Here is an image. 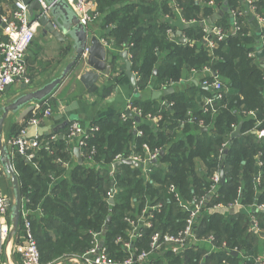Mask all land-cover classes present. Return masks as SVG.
<instances>
[{"label":"trees","instance_id":"16d2710c","mask_svg":"<svg viewBox=\"0 0 264 264\" xmlns=\"http://www.w3.org/2000/svg\"><path fill=\"white\" fill-rule=\"evenodd\" d=\"M175 1L181 8V18L196 22L184 30L187 40L196 42L194 45L171 40L169 30L176 29L164 19L171 12L168 0H99L97 20H102L105 40L117 51L115 56L129 46L140 92L131 108L139 110L142 117L133 114L124 118L121 112L92 123L90 127L98 131L90 132L91 137L81 148L80 165L65 139L69 124L56 141L43 140L48 149L34 151L32 161L21 156L12 158L22 199L28 201L26 207L31 211L43 264L58 261L70 264L66 257L88 251L95 233H104L102 240L111 256L123 260L127 253L116 240L119 236L127 240L130 226L125 219L136 218L147 206L162 205L152 211L154 226L142 230L135 247L149 251L154 233L173 234L181 230L186 226L188 214L177 203L171 187L185 203L206 195L212 186L210 177L218 168L219 150L229 140L228 154L221 163L225 182L212 194L208 204L211 210L203 211L196 225L199 236L216 238L218 251L206 255L201 247L180 257L162 250L151 256L148 264H254L255 258L263 254L264 240L259 244L262 237L250 232L247 213H230L226 208L236 202L264 203V138L258 140L250 132L256 121H263L264 128V71L258 59L249 56L257 48L256 38L249 35V21L240 17L239 21H245L242 32L221 41L212 57L203 40L205 21L214 20L218 14L215 26L231 29L226 9L239 8V0ZM209 1H214L216 7L207 6L205 2ZM4 2L10 3L0 0V6ZM259 11L264 13V1L259 3ZM70 52L71 45L62 48L58 62ZM36 61L33 58L30 63ZM43 61L48 66L53 64L52 60ZM206 66L227 82L222 91L223 101L215 104L219 109L217 115L212 110L204 112L197 102V96L212 95L209 89L202 90L201 85L195 84L198 80L187 86L183 83L192 70L201 71ZM171 82L175 83L171 87L173 92L163 100L144 98L143 93L150 89L161 92L169 89ZM250 112L255 117H249ZM149 115L162 117L158 126L147 119ZM30 116L31 113L27 119ZM8 118L3 128L7 146L22 128L19 124H8ZM240 124L241 136L231 140V126ZM137 130L143 134L139 135ZM144 146L151 151H164L153 166L149 181L143 178L139 166L120 164L113 169L118 155L144 157ZM258 159L262 163L261 185L257 183ZM113 182L116 194L111 205L107 196ZM215 205L222 208L214 209ZM109 217L111 220L107 222ZM261 219L263 230L264 215ZM223 243L236 248L237 254L221 249Z\"/></svg>","mask_w":264,"mask_h":264},{"label":"built area","instance_id":"2783aa9c","mask_svg":"<svg viewBox=\"0 0 264 264\" xmlns=\"http://www.w3.org/2000/svg\"><path fill=\"white\" fill-rule=\"evenodd\" d=\"M12 4V9L8 6H5L8 14L1 16L2 21L0 22V31L3 33V37L6 39L5 41L0 42V96L3 95L6 90L15 85L17 83H23L28 85L30 83L27 77L28 63H27V55L28 51L32 46V42L34 41L36 35L39 30H41L39 20H30L27 5L23 2V0H9ZM38 3L43 8V14L49 16L50 8L46 4L45 0H37ZM66 3L71 7L74 13L79 18L80 22L88 27L91 24L95 23V21L100 17L99 12V0H65ZM171 12L165 15V21L169 22L172 26H174L175 18L173 17L175 14L180 18V22L183 25L195 24L194 21H186L181 18V8L179 4L175 0H168ZM262 0H239V8L230 9L227 8L226 11L230 15V24L231 29L225 30L224 28H220L215 26V23L209 24L210 20L205 21V36L203 40L205 44L208 45V50L210 55L213 57L214 50L218 47L219 43L223 40H226L229 36L237 35L243 30V26H245V21H239V18H244L246 21H249V25L251 22H255L257 26L256 37L257 39V48L253 51L249 56L251 58H257L261 68L264 71V59L259 58L258 52H264V13L259 11V3ZM205 4L209 7H216V3L214 1L205 2ZM227 6V5H225ZM218 15V14H217ZM220 16H218L219 18ZM217 18V19H218ZM216 19V20H217ZM180 31L169 30V35L173 38H176L178 43H181L179 40L180 37L176 36V33ZM182 33V32H181ZM253 34L250 32L249 35ZM254 35V34H253ZM182 37L187 40L186 37ZM188 44L190 41L187 40ZM196 44L195 42H192ZM107 45V43H106ZM125 51H128V59H131V55L129 53V46L126 47ZM209 74L210 77L206 78L205 81L199 82L198 84L201 86H206L207 90L211 91V96H207L202 106L204 112L208 110H212L214 114H219L217 108H215L216 103H221L224 99V94L222 93L223 89L226 88L227 82L222 79L219 75L215 74L209 67H204L203 70ZM191 72L196 73V70H192ZM136 77H137V73ZM175 84L171 82L169 85L171 88L172 85ZM169 90V89H167ZM127 110H130L132 114H136L139 117H142V114L139 110L135 108H131V103L127 106ZM53 107L51 106L50 99L44 101L42 104H35L34 108L31 112L30 118L25 119V123L22 125L20 132L17 136L8 141L9 153H11L12 157L21 156L27 161H32L35 158L34 151L40 150L43 147L48 149V146L43 145V137L40 134V125L45 119H49L52 117ZM123 117L126 118L125 112L122 113ZM249 117H255L254 112H250L248 114ZM147 119L149 121H153L152 123L158 126V123L162 119V117H154L148 116ZM263 121H256L255 127L250 131L258 140L264 138V128H262ZM203 126V123H200ZM32 128V134L29 133V129ZM203 129V127H201ZM236 125L231 126V140L232 135L238 130ZM205 130V129H203ZM98 128L89 127V129L84 128L80 122L71 121L69 123V131L65 136L66 142L70 145L72 151L74 149H79L87 144L88 139L91 137L90 132H96ZM139 135H142L143 132L138 131ZM241 136V135H240ZM239 136V137H240ZM58 136L54 135L50 138L52 141H56ZM230 140L226 141L222 144L221 149L219 150V154L217 157L218 168L210 177V182L212 184L211 189L208 191L206 195L201 197L200 199L192 198L189 203H185L179 193L175 190L174 187H171L174 192V196L176 198L177 203L183 210H186L188 216L186 217V226L181 230L170 233H161L157 232L151 237L152 244L150 250H140L138 247H135L137 239L142 237L143 229H151L154 224L151 222L153 219L152 211L154 209H159L162 205L155 206H147L140 215H137L136 218H126L125 221L128 222L130 226V230L127 233V240H122V237H118L116 240L117 243H120L125 252L127 253V257L123 258V261H118L113 258L106 246L105 242L102 240V235L104 233H95L92 234V246L91 248L83 253L82 255H69L66 257V260L70 264H148L150 262V257L155 256L162 250H170L175 254H182L187 250H190L192 247L198 245L196 250L198 251L200 247L205 244L203 241L210 242L211 244L215 243L216 238L212 235H209L208 239H204L207 236H199L197 233L196 225H198V218L201 217L203 211H209L211 208H208L209 201L211 200L212 194L215 193L216 189L220 185L221 181V172L224 171V168L221 166L223 160L228 154L229 151ZM146 151L144 157L139 155H130L123 156L118 155L115 159V164L113 165V169L116 164L121 163L124 160H131L133 163H136V166H139L142 171L143 178L146 181L150 180L151 173L153 172V166L157 164L159 159L162 157L161 153L164 152L162 149L150 150L147 146L143 147ZM81 155L83 157L82 151ZM258 172H257V183L261 185L259 179L261 174L259 169H261L262 163L258 159ZM65 167H68V164H64ZM134 166V165H133ZM1 168V165H0ZM115 172V170L113 171ZM112 187V186H111ZM116 194V189L113 187L111 191L108 193V201L114 200V196ZM259 195V194H258ZM259 198V196H258ZM27 200L22 199V210L20 214L19 221V229L17 233L10 237L12 226L10 224V216L12 212V203L13 199L7 197L3 194L2 190H0V264H3L2 259L4 257L5 249L7 245L12 242H16L17 246L14 248V253L18 254L23 261V264H43L41 261V255L38 248V243H36V239L33 232V225L31 221V211L26 207ZM221 206L215 205L214 209H221ZM226 208L230 211V213L237 212H246L247 215L249 213H254V220L250 225V232L256 236L261 237L264 229L262 230L260 226L262 215H264V203H259V201L255 200L254 203L250 205H242L240 202H236L235 204H229ZM225 208V209H226ZM149 209V211H148ZM216 245V244H215ZM213 245L215 251L217 247ZM221 249H224L228 253L237 254V249H231L228 247L226 243L221 245ZM212 252V248L210 249ZM136 261H134V258ZM63 261H58L56 263H48V264H62ZM11 264V263H10ZM254 264H264V252L257 256L254 260Z\"/></svg>","mask_w":264,"mask_h":264},{"label":"crops","instance_id":"0c3cea01","mask_svg":"<svg viewBox=\"0 0 264 264\" xmlns=\"http://www.w3.org/2000/svg\"><path fill=\"white\" fill-rule=\"evenodd\" d=\"M5 6H8L12 9L11 3H2L0 6V16L8 14L7 10L5 9ZM218 16L219 15H216L214 20L211 19L209 24L215 23V20L218 18ZM174 22V27L176 31L182 32L183 36L185 37L184 30L190 25H183L182 22H180L179 17L175 18ZM250 29L251 32L254 34H252L253 37L256 38L257 41V26L255 22L250 23ZM92 36H97L100 41L103 42L105 45L107 43V60L108 64L112 67L111 74L109 76L101 74L99 80L90 89H86L84 84L79 79V76L85 70H87L88 67L86 65L83 66L82 69L78 72L77 76L74 78L73 83H67L70 82L72 77L71 75H69L65 79L63 84L60 86V88L55 92V94L50 97L51 105L54 103L55 106L53 108L52 117L43 120L40 125L39 130L40 134H42L43 140L51 138L54 135L58 136V138L60 134L64 135L63 131L68 129V124L71 121H78L84 128H89L91 124L97 122V120L106 118L111 115H115V113L125 112L129 103L137 99L131 82L129 78H127L125 73L126 61L123 60L120 55L115 56L117 51L115 49H112L110 44L106 42L105 27L98 20H96L95 23L91 24L89 28V37ZM0 37V40L4 39L2 31H0ZM170 37L171 40L177 41V39L173 38L171 35ZM39 38L41 39L39 40ZM37 40H39V42ZM69 45H73L70 39H67L64 42L60 40L58 41L51 34L46 33L41 27V30H39L38 34L36 35L34 39V44L29 49L27 55V61L28 59L29 61H31L33 58L37 59L35 64H31V71L29 75L30 77H28L30 83L28 85L23 83H17L9 87L6 92L0 96V109L2 107H6L8 104L16 100V98L24 95V93L33 91L31 89H33L37 83H42V79L44 77H47L49 74H51L52 71L58 70L60 64L62 63V60L58 62L59 56L61 55L60 51L62 48ZM123 51H125V49ZM43 60H52L53 64H51L50 66L42 64V62H44ZM29 65L30 64L28 63V67ZM32 70L34 72H32ZM208 77L210 76L205 71H197L196 73L191 72L190 75L186 76L188 80L185 78L186 80L183 83L187 86L189 84L187 81L189 80L191 81L194 79L199 80V82H203ZM93 88H95L96 90L92 91ZM153 91L158 90L150 89L149 92L143 93L144 98L148 99L152 97L151 94ZM138 93L140 94V92ZM163 97L158 100H163ZM206 97L207 95L197 96V102L203 104ZM24 110L20 111L17 114H9L7 116L9 117L7 123L10 125L19 124L22 126L25 123V120L21 123H18V120L20 118V114ZM32 132L33 129L30 128L29 133L32 134ZM11 264L13 263L11 262Z\"/></svg>","mask_w":264,"mask_h":264},{"label":"water","instance_id":"95a60500","mask_svg":"<svg viewBox=\"0 0 264 264\" xmlns=\"http://www.w3.org/2000/svg\"><path fill=\"white\" fill-rule=\"evenodd\" d=\"M46 4L50 8L49 16L43 14V8L38 3L37 0H23L27 5L30 20H39L40 26L44 29L46 33L51 34L56 40L66 41L70 39L73 43L72 54L70 57V63L63 69L60 76L54 78L52 81L44 84L41 88L24 93V95L19 96L12 103L8 104L6 107L0 109V165L2 166L6 176L11 180L12 189L14 191V203L12 205V212L10 216V224L12 226V231L10 237H13L19 229L20 214L22 210V195L19 184V178L17 172L15 171L12 163V156L9 153V148L4 140L3 128L4 123L7 120V116L11 113L17 114L24 110L20 114L18 123L23 122L27 116L32 112L33 104H42L44 101L50 99L55 92L60 88L65 79L78 67V65L85 61L88 67L80 76V81L84 84L86 89L92 88L96 82L99 80L101 74L109 76L112 71V67L108 64L107 60V47L100 41L97 36L89 37L88 27L83 25L77 15L74 13L73 9L69 7L65 0H45ZM227 4V3H226ZM2 18L0 16V22ZM177 37H180L182 44L187 42L186 39L182 37L181 32L176 33ZM120 57L126 61V76L129 78L131 85L135 91V96L140 97L137 89L138 78L132 68V62L128 59V51H123ZM259 58L264 59V52H258ZM195 84L198 83L195 81ZM201 89L205 90L207 87L201 86ZM173 92L172 88L169 90L153 91L152 98L158 100L163 96L167 97ZM125 114L127 117H132L130 110H126ZM140 118L139 116H137ZM238 130L232 135V139L238 138L242 133V124L237 128ZM206 131V130H204ZM75 158L78 165L83 163L81 151L79 149L73 150ZM164 152L161 153V156ZM120 164L136 165L131 160H124L119 164L115 165V168ZM225 182V174L221 172L220 184ZM113 187V183H112ZM111 205L114 201L109 202ZM109 217L107 222H110ZM134 261H136V258Z\"/></svg>","mask_w":264,"mask_h":264},{"label":"rangeland","instance_id":"374dc122","mask_svg":"<svg viewBox=\"0 0 264 264\" xmlns=\"http://www.w3.org/2000/svg\"><path fill=\"white\" fill-rule=\"evenodd\" d=\"M262 1H264V0H262ZM99 22L102 24V20L100 19L99 20ZM206 26V25H205ZM90 28V27H89ZM205 28V27H204ZM41 38H39V40H40ZM39 40H38V42H39ZM178 42V41H177ZM257 42V41H256ZM190 44H193L194 45V43H192V42H190ZM256 47H257V45H256ZM72 54V53H71ZM71 54L70 55H64L62 58L63 59H61L62 61V63L60 64V67L58 68V70H55V71H52L51 72V74H49L47 77H44L42 80H43V82L42 83H37L35 86H34V88L33 89H31V90H37L38 89V87L39 88H41L44 84H46V83H48V82H50V81H52L54 78H56V77H58L59 75H60V73L62 72V70L70 63V57H71ZM27 63H29L30 65H29V67H28V70H27V77H30L29 75H30V71H31V63H30V61L28 60L27 61ZM86 64H85V61H82L78 66L79 67H77L76 69H75V71L73 72V74L71 73L70 75L72 76L71 77V80H70V82H67V83H73L74 82V78L77 76V74H78V72L82 69V67L83 66H85ZM32 72H34L33 70H32ZM188 80V79H187ZM194 80V79H193ZM193 80H191V81H193ZM190 80L189 81H187L188 83L189 82H191ZM199 81V80H198ZM179 84V83H178ZM177 84V85H178ZM175 86V84H173L172 85V87H174ZM54 102H55V100H54ZM53 108H54V106H55V104L53 103L52 105H51ZM16 130H14V132H15ZM14 138V137H13ZM0 171H1V168H0ZM0 190H2V192H3V194L4 195H6L7 197H10V198H12L13 199V203H14V192H13V189H12V184H11V181H10V179H8L7 178V176L5 175V173L4 172H1V175H0ZM13 203H12V205H13ZM148 211H149V209H148ZM152 213V212H151ZM137 215H139V214H137ZM254 213H249L248 214V219H250V225H251V223H252V221L254 220ZM262 238L261 239H259V244L261 243V241H263L264 240V231H263V234H262V236H261ZM208 239V237H205L204 239ZM122 240H124V237H122ZM203 243H205V244H203L201 247H204L205 248V250L203 251V253L204 254H206V255H209V253H212V252H215L216 253V251H218V250H216V251H213L214 250V248H213V245H215V243H213V244H211L210 242H206V241H203ZM16 246H17V243L14 241V242H12L11 244H9V246L7 245V247H6V249H5V253H4V257H3V259H2V262H3V264H10L11 262L13 263V264H23V261L21 260V258H20V256L18 255V254H15L14 253V248H16ZM216 246V245H215ZM198 247V245H196V246H194V247H192L190 250H187L186 252H184V253H182V254H178V256H183L185 253H187V252H189V251H191L192 249H196ZM201 247H200V249L199 250H201ZM217 247V246H216ZM212 248V252L210 251V249ZM224 250V249H223ZM193 251H196V250H193ZM118 261L120 260V261H123L122 259H117Z\"/></svg>","mask_w":264,"mask_h":264}]
</instances>
